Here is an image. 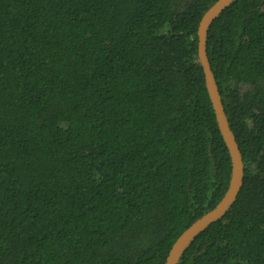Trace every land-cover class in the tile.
I'll return each mask as SVG.
<instances>
[{
	"label": "trees",
	"instance_id": "1",
	"mask_svg": "<svg viewBox=\"0 0 264 264\" xmlns=\"http://www.w3.org/2000/svg\"><path fill=\"white\" fill-rule=\"evenodd\" d=\"M215 2L0 0V264H164L221 201ZM206 48L244 183L177 264H264V0H234Z\"/></svg>",
	"mask_w": 264,
	"mask_h": 264
},
{
	"label": "water",
	"instance_id": "2",
	"mask_svg": "<svg viewBox=\"0 0 264 264\" xmlns=\"http://www.w3.org/2000/svg\"><path fill=\"white\" fill-rule=\"evenodd\" d=\"M233 1L234 0H216V2L202 15L197 32L198 55L203 66L208 94L215 111L220 132L232 159L231 179L228 189L221 201L210 211L190 224L176 238L168 252L164 264H177L190 242L212 223L224 217L235 203L244 183L245 169L242 153L227 117L222 95L214 76L206 48V39L212 23Z\"/></svg>",
	"mask_w": 264,
	"mask_h": 264
}]
</instances>
